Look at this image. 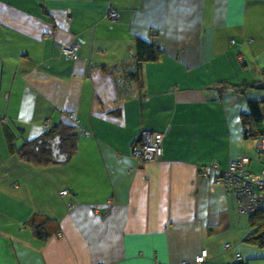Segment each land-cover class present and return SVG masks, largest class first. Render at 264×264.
<instances>
[{
    "label": "crops",
    "instance_id": "1",
    "mask_svg": "<svg viewBox=\"0 0 264 264\" xmlns=\"http://www.w3.org/2000/svg\"><path fill=\"white\" fill-rule=\"evenodd\" d=\"M136 36L162 51L141 65V92L126 77ZM70 43L75 59L61 52ZM262 67L264 0H0V264L264 257L211 166L246 155L252 171L239 114L264 89L217 100L213 85L260 79ZM57 122L81 129L69 160L40 164L9 151L6 130L20 146ZM143 128L165 130L155 161L131 153ZM33 214L59 234L35 237Z\"/></svg>",
    "mask_w": 264,
    "mask_h": 264
},
{
    "label": "trees",
    "instance_id": "2",
    "mask_svg": "<svg viewBox=\"0 0 264 264\" xmlns=\"http://www.w3.org/2000/svg\"><path fill=\"white\" fill-rule=\"evenodd\" d=\"M161 55L162 51H160L154 41H152L151 39L146 40L139 36L134 37V68L126 73V77L136 85L139 92H141L143 89V79L140 68L141 65L146 61L156 60ZM259 73L262 77L253 81L243 80L242 82L235 84L229 83L224 79L215 81L213 85V91L215 92L216 96L214 99L220 100L223 94L230 90H233L240 95H244L246 90L248 89H264V67L259 69ZM239 120L241 125L240 133L243 140L247 142H253L256 139L261 138L264 135V96H261L259 99L255 100L248 99L247 110L239 114ZM79 130L81 131V129H79L74 124L63 122L53 123L48 129L44 130L40 136L32 139H26L20 146L15 145L13 134L8 130L5 131V135L7 139V146L11 153H16L27 161L44 164L48 162H58L57 158H53L51 154V147L56 143L55 138L58 139L60 145L62 146V148H64V150L61 152L62 154L60 157V162L69 160L70 156L76 150ZM144 131L158 132L163 135L161 140V148L163 151L165 130L143 128L139 131L137 137L131 144L132 155L134 146L141 143V134ZM252 148L255 149L259 158H262L264 156V151L261 152L254 146H252ZM246 157L249 159L248 156ZM139 161L148 162L142 160ZM249 162L250 159L248 160L247 168L249 166ZM211 166L215 170H218L217 173L220 174L222 172L216 160L212 161ZM263 168L264 163L259 171L252 172L258 173ZM248 170L250 169L248 168ZM205 171L207 170L205 168H202L201 174H204ZM219 174L215 176H219ZM249 217L251 224L256 229L252 234H250V239L255 240L258 246L264 247V214L254 212L249 214ZM31 221L33 235L39 239L44 240L50 237L52 234H59V226L51 218H48L44 215L33 214V216L31 217ZM237 264L245 263L239 261L237 262Z\"/></svg>",
    "mask_w": 264,
    "mask_h": 264
},
{
    "label": "built area",
    "instance_id": "3",
    "mask_svg": "<svg viewBox=\"0 0 264 264\" xmlns=\"http://www.w3.org/2000/svg\"><path fill=\"white\" fill-rule=\"evenodd\" d=\"M106 17L114 20L117 18V12L109 9L106 12ZM61 52L67 57L77 58L76 45L74 43L62 45ZM69 115L72 117L71 114ZM83 134L86 135L88 132L84 130ZM162 137L163 135L158 132H142L141 143L134 146L133 156L142 161L157 160L162 153ZM252 143L259 151H264V135ZM248 160L244 155H238L230 159L227 168L222 170L220 174L218 173L219 176H215L214 179L223 184L225 189L234 195L237 212L239 214L249 215L259 211L264 214V168L258 173L252 172L247 168ZM68 192L69 190L64 188L60 191V194L64 195L68 194ZM206 253L207 251L205 249L201 250L195 256L194 261L196 263L203 262ZM237 256L239 257V255ZM183 264L189 263L185 261Z\"/></svg>",
    "mask_w": 264,
    "mask_h": 264
},
{
    "label": "rangeland",
    "instance_id": "4",
    "mask_svg": "<svg viewBox=\"0 0 264 264\" xmlns=\"http://www.w3.org/2000/svg\"><path fill=\"white\" fill-rule=\"evenodd\" d=\"M49 125H51V124H49ZM249 143L251 144V146H253V143L251 141H249ZM247 148L248 149L250 148L249 144L247 145ZM249 150H250L249 156L251 157L252 160L254 159L253 157L255 156L254 161L250 165V166H252L251 169H252V171H259L261 168V165H262V161H264V156L261 158V160L258 161V160H256V159H258V157H257L258 154L256 153L255 149L251 148ZM259 213H262V212L259 211ZM229 246H230V244H228L227 247H229ZM263 249H264V247H263ZM252 262H253L252 264H264V257L256 258Z\"/></svg>",
    "mask_w": 264,
    "mask_h": 264
},
{
    "label": "flooded vegetation",
    "instance_id": "5",
    "mask_svg": "<svg viewBox=\"0 0 264 264\" xmlns=\"http://www.w3.org/2000/svg\"><path fill=\"white\" fill-rule=\"evenodd\" d=\"M56 142V141H55ZM55 148L57 149V150H59V152H62L63 150H64V148H62V146L60 145V142H56L55 144H53L52 145V147H51V152L53 153L54 152V150H55ZM66 154V153H65Z\"/></svg>",
    "mask_w": 264,
    "mask_h": 264
},
{
    "label": "water",
    "instance_id": "6",
    "mask_svg": "<svg viewBox=\"0 0 264 264\" xmlns=\"http://www.w3.org/2000/svg\"><path fill=\"white\" fill-rule=\"evenodd\" d=\"M55 141H56L57 143L59 142L57 138H55ZM57 154L61 156V154H59V153H58V150L55 148V150H54V152H53V156H55V155H57ZM57 160H58V162L61 161L60 158L57 159Z\"/></svg>",
    "mask_w": 264,
    "mask_h": 264
}]
</instances>
